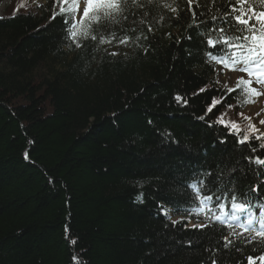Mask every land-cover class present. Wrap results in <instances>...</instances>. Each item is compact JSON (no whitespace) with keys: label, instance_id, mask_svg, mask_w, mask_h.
Instances as JSON below:
<instances>
[{"label":"trees","instance_id":"1","mask_svg":"<svg viewBox=\"0 0 264 264\" xmlns=\"http://www.w3.org/2000/svg\"><path fill=\"white\" fill-rule=\"evenodd\" d=\"M201 4L192 5L197 21L229 10L227 0L211 12ZM148 10L149 23L128 33L147 39L81 38L77 47L63 17L52 18L53 0L7 5L0 18V264H248V256L264 255V246L239 236L225 249L231 229L218 222L197 229L207 221L187 215L199 206L188 187L195 180L242 192L264 181V168L247 159L264 158L261 141L239 144L216 122L221 113L238 120L252 103L224 92L207 112L213 98L221 100L218 73L229 69L208 57L204 26H190V12Z\"/></svg>","mask_w":264,"mask_h":264},{"label":"snow or ice","instance_id":"2","mask_svg":"<svg viewBox=\"0 0 264 264\" xmlns=\"http://www.w3.org/2000/svg\"><path fill=\"white\" fill-rule=\"evenodd\" d=\"M54 3L59 11L54 12L52 18L55 19L56 15L63 17L64 24L69 26L68 38L77 47L82 46L79 43L81 38H90L100 44L112 43L116 40L124 45L130 41L136 43L141 38L147 39L143 34L133 37L128 33H135L141 25L149 23L147 18L151 12L148 9L154 4L171 11L177 17L180 11L186 10L191 13L190 26H195L198 30L202 25L204 26L203 30L199 31V35L203 38L205 47L210 49L207 53L208 57L230 71L245 74L236 78L234 87H228V81H225L221 89V100L213 98L207 112H212L218 103L227 98L223 95L224 92L229 95L238 93L244 96V103H254V97L264 95V91L259 90L264 88V0H227L228 11L199 21H197V11L193 10L192 5L195 4L197 9L205 6L201 4V0H171L170 3L166 0H54ZM182 3L186 5V9H181ZM206 4L211 6L207 9L211 12L217 0H206ZM199 15L203 17L206 13L201 11ZM160 19L163 17L161 16ZM217 20L223 23L218 24ZM117 29L124 35L118 37ZM151 31L152 27L149 25L148 32ZM116 54L111 53V55ZM217 83L220 81L217 80ZM253 84L259 88L253 87ZM176 99L179 101L181 97L177 96ZM232 107L233 105H228V108ZM225 115L226 113H221L216 122L227 128L230 134L235 135L237 143L243 145L251 143L252 140L261 141L259 147L264 149V132L251 122L250 117H244L249 121V125L248 130L242 133L235 121H225ZM239 115L243 116V113ZM259 123L264 125V120H260ZM251 151L256 152V147H252ZM247 159L250 163L264 168V158L260 155ZM201 175L210 177L212 173ZM258 175H264V172H258ZM261 184H264V181L251 187L247 192H242L236 186L209 187L206 179L193 181L188 187L193 189L194 198L199 206L188 211L187 215L203 216L207 222L196 223L192 227L204 229L211 227L213 222L228 227L231 231L222 237L225 249L235 243L230 238L234 236L245 237L246 243L256 242L264 246V196L261 195ZM137 199L142 201L143 193H140ZM214 209H219L220 214L217 215ZM256 209L259 211L258 215ZM162 211L167 215L166 209ZM172 223L175 224L177 221ZM236 229L240 231L237 232ZM71 243L75 244L76 241L73 240ZM73 259L77 258L73 257ZM257 260L264 264V255L247 257L248 264H256ZM211 264H216V260L213 259Z\"/></svg>","mask_w":264,"mask_h":264},{"label":"rangeland","instance_id":"3","mask_svg":"<svg viewBox=\"0 0 264 264\" xmlns=\"http://www.w3.org/2000/svg\"><path fill=\"white\" fill-rule=\"evenodd\" d=\"M11 0H0V17L3 16L4 11L9 5ZM36 3H40L41 0H34ZM245 75L244 73H240L238 71H223L219 73L217 76V80L220 81V84L224 87V82L228 81V87H234L236 78L238 76ZM253 87H258L257 85L253 84ZM260 91H264V88H259ZM255 102L252 105H248L243 112V116H239L238 120L235 119L234 121L237 123L241 120L240 126L248 128L249 121L244 119V117H250L251 122L256 125V127L261 131L264 132V125L259 123L260 120H264V95L254 98ZM259 113V115H257ZM237 120V121H236ZM225 121H227L225 119Z\"/></svg>","mask_w":264,"mask_h":264}]
</instances>
